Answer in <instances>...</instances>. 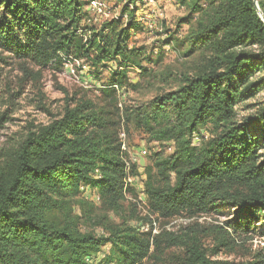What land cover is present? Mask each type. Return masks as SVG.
<instances>
[{
  "label": "trees",
  "instance_id": "1",
  "mask_svg": "<svg viewBox=\"0 0 264 264\" xmlns=\"http://www.w3.org/2000/svg\"><path fill=\"white\" fill-rule=\"evenodd\" d=\"M112 1L120 4L116 18L90 25L84 0H0L1 52L56 69L85 59L88 77L95 80L115 66L101 93L118 117L75 92L56 118L0 147V264H96L93 257L105 245L108 262L145 264L161 244L183 250L158 264H233L211 259L190 226L180 233L160 231L151 240L150 231L127 221L118 127L132 119L151 140L175 143L167 156L154 153L147 169L144 186L153 213L195 217L230 208L217 227V245L226 244L230 234L256 231L255 224L264 232V97L251 113H237L238 105L264 90V19L253 0H176L184 9L178 22L186 29L176 38L166 32L151 52L160 55L167 44L177 52L180 39L178 56L189 65L161 74L169 90L119 109L112 85L137 87L128 68L155 75L139 63L141 57L151 59L128 45L131 33L140 30L138 0ZM256 2L264 17V0ZM197 133L200 145L194 146ZM87 185L99 193L98 208L80 197ZM129 204L128 216L135 218ZM240 264H264V258L254 255Z\"/></svg>",
  "mask_w": 264,
  "mask_h": 264
},
{
  "label": "rangeland",
  "instance_id": "2",
  "mask_svg": "<svg viewBox=\"0 0 264 264\" xmlns=\"http://www.w3.org/2000/svg\"><path fill=\"white\" fill-rule=\"evenodd\" d=\"M155 1L156 8L161 14L158 15L156 12L150 13L146 11L143 15L145 26H147L146 23H152V27L132 32L128 41L129 47L141 48L143 56L145 55L151 59H143L141 57L139 63L155 75L154 79L145 75H138L139 68L136 66L128 68L127 77L134 83H137V87L136 90L128 86L119 88L121 93L119 95L117 92L115 93L117 102L115 105L118 108L119 98H123L122 108H124L125 106L145 103L154 95L169 90L171 86L164 85L161 82L160 79L163 77L161 74L168 71L171 74H175L183 70L190 63L188 58L182 59L178 56V53H182L183 48L182 41L179 38L176 42L178 53L170 49L168 51L163 50L164 52L160 55L151 52L152 49L160 45L166 32H169L171 35L174 34L176 38L186 29L185 24L178 22L179 18L184 15V9L176 0ZM119 10L120 4L117 5L114 1L108 0L106 9L108 16L117 14ZM105 17V15H99L96 20L87 21V24L97 25ZM155 60L157 62H154ZM83 62H85V59ZM83 62L80 60L78 63L69 64L68 66L64 65L61 69H56L50 65L40 67L15 59L0 51V147L17 142L28 130L45 125L56 118L63 109L66 97H71L75 92L78 93L77 95L86 94L87 98L95 100L98 106L111 111L109 117H113L115 121H118V117L114 111V104L108 105V99L101 93V90L106 86L104 82L107 81L110 70L105 68L106 70L99 75L100 79L95 80L88 77V69ZM70 67L72 72L70 71ZM79 67L82 69H79ZM263 97L264 90H261L255 98L238 105V116L241 117L251 113L253 111V107L251 106L260 102ZM119 114L121 115L120 112ZM123 118H125L124 114ZM121 127L127 133L130 153H134L136 157L135 163L132 166L133 175H131L134 181H127L126 193L128 196H137L138 194L146 196L144 182L147 169L152 165L153 154L162 152L163 156H167L174 151L176 147L175 143L172 141L159 143L151 140L148 134L135 126L132 119H125L124 122L121 120L118 130ZM197 136L198 140L192 141L194 146L200 145V134L197 133ZM81 189V199L92 203L95 208H98L100 206L98 191L88 185L81 187ZM129 203L130 200L125 198L123 203L126 209L125 217L127 221L132 222V219L135 220L137 217L128 216V211L131 207ZM231 210L225 206H219V213L212 212L195 217L182 215L172 218H162L157 213L155 214L157 215V227L159 231L166 230L180 233L182 229L189 226L195 230L200 236L204 251L211 259L240 264L251 261L254 255H261L264 258V232H260L261 226L258 224L254 225L256 231L240 233V236L230 234L226 244L217 245L216 233L219 229L217 227L223 226L222 223L227 218L226 216L231 214ZM73 211L79 213L78 207L73 206ZM108 216L115 222H118L120 219L113 212L108 213ZM82 228L96 234L102 233L101 228L98 226L83 225ZM215 247L217 254L212 255ZM108 250V245L103 246L93 257L94 262L96 264H117L115 262H108ZM182 250V248L176 246L165 247V245L161 244L158 249L154 250V257L151 256L150 260L145 264H158L160 259L171 262L182 253ZM151 251H153L152 248Z\"/></svg>",
  "mask_w": 264,
  "mask_h": 264
},
{
  "label": "built area",
  "instance_id": "3",
  "mask_svg": "<svg viewBox=\"0 0 264 264\" xmlns=\"http://www.w3.org/2000/svg\"><path fill=\"white\" fill-rule=\"evenodd\" d=\"M86 1V10H87V21L90 20H96L97 16L99 15H105L106 17L100 22L102 23L105 20L116 18L117 14L108 16V13L106 12L107 6H108V0H84ZM136 10H135V22L138 24L140 31L152 27V23H146L147 26H145V19L143 15L146 13V11H149L150 13H155L160 15L161 12L156 8V1L155 0H138L135 4ZM132 7V6H129ZM144 8V10H143ZM140 9V10H139ZM124 17H126L124 15ZM98 23V24H100ZM155 25V24H154ZM170 49V45L163 46L164 51H168ZM79 60H74L71 62L65 63L66 66L69 64L78 63ZM82 66V65H81ZM108 70L115 69V66L112 67V69L108 66ZM138 70V69H137ZM70 71L72 72V69L70 67ZM139 71V70H138ZM86 83V82H85ZM92 85L91 83H89ZM113 89L118 93H121L119 90L121 89L118 87L117 84L112 85ZM120 88V89H119ZM119 97V96H118ZM122 99L119 98L120 101H118L119 108H122ZM198 136L197 134H193L192 141H197ZM118 141L120 144V150L122 152V157L124 161V167L126 176L124 178L125 186H124V197L127 200H130V203L133 205V208L135 209V217H137L135 220H133L131 223L138 226L140 231H143L145 233H148L150 231V239L157 235L160 231L157 227V215L151 211L149 208L148 198L147 195L138 194L137 196H128L126 193V187H127V181L133 182L134 178L132 173H130V170L132 169V165L135 163L136 157L134 153H130L129 145H128V139H127V133L123 127H121L118 130Z\"/></svg>",
  "mask_w": 264,
  "mask_h": 264
},
{
  "label": "water",
  "instance_id": "4",
  "mask_svg": "<svg viewBox=\"0 0 264 264\" xmlns=\"http://www.w3.org/2000/svg\"><path fill=\"white\" fill-rule=\"evenodd\" d=\"M253 2H254V6H255V8H256L258 14L260 15V17H261L262 19H264L263 15H262V12H261V11L259 10V8H258V5H257L256 0H253Z\"/></svg>",
  "mask_w": 264,
  "mask_h": 264
}]
</instances>
